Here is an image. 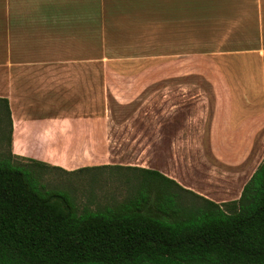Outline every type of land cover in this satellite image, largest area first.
<instances>
[{"label": "crops", "instance_id": "1", "mask_svg": "<svg viewBox=\"0 0 264 264\" xmlns=\"http://www.w3.org/2000/svg\"><path fill=\"white\" fill-rule=\"evenodd\" d=\"M184 48L217 55L204 129L228 179L239 183L228 200L190 189L219 204L237 200L264 148V0H0V98L10 110L11 154L68 171L133 166L80 156L84 147L106 153L108 117H53V67L72 65L68 52ZM66 84L57 90L67 92Z\"/></svg>", "mask_w": 264, "mask_h": 264}, {"label": "trees", "instance_id": "2", "mask_svg": "<svg viewBox=\"0 0 264 264\" xmlns=\"http://www.w3.org/2000/svg\"><path fill=\"white\" fill-rule=\"evenodd\" d=\"M0 158V264H264V158L235 201L216 203L155 168L68 171ZM136 172L115 206L78 212L62 189H44L36 168ZM196 198L191 205L182 195Z\"/></svg>", "mask_w": 264, "mask_h": 264}, {"label": "rangeland", "instance_id": "3", "mask_svg": "<svg viewBox=\"0 0 264 264\" xmlns=\"http://www.w3.org/2000/svg\"><path fill=\"white\" fill-rule=\"evenodd\" d=\"M66 57L76 61L53 67L57 77V85L53 79V117L101 113L108 117L104 138L110 140V146L106 153L99 155L90 147L87 154L84 147L81 157L110 164L149 165L184 187L212 192L214 199L235 196L239 183L228 179L204 129L214 104L210 76L218 74L216 53L188 48L107 50L68 52ZM103 76L107 77L106 84L101 82ZM64 82L67 92L57 90ZM9 128L5 104L0 102V158L30 164L9 155ZM149 138L154 144L147 154ZM221 149L223 155H229L227 149ZM263 158L264 148L252 167ZM35 176L44 189L65 190L81 212L117 205L129 194L137 173L115 167L70 173L45 167L36 168ZM196 201L182 195L184 204Z\"/></svg>", "mask_w": 264, "mask_h": 264}]
</instances>
